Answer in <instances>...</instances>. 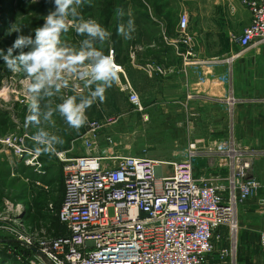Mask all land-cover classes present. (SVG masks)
<instances>
[{"label": "built area", "instance_id": "1", "mask_svg": "<svg viewBox=\"0 0 264 264\" xmlns=\"http://www.w3.org/2000/svg\"><path fill=\"white\" fill-rule=\"evenodd\" d=\"M244 5L251 23L234 37L239 52L225 58L194 59L190 17L181 15L179 35L188 45L182 55L184 67L192 69L200 84L212 83L215 74L208 70L216 68L225 69L219 78L228 84V69L250 50L264 46V0H245ZM77 81L76 85L82 82ZM127 90L130 104L143 111L140 96L130 86ZM94 140H83L87 156L64 160L65 195L59 218L68 235H42L35 241L20 234L19 240L35 246L53 264H252L239 260L238 212L263 186L249 176L251 164L233 140L220 141L215 148L230 160L231 173L207 179L195 175L200 151L196 142L175 156L180 158L163 161L125 156L115 145L100 150ZM16 154L27 165L41 168L32 148L23 145ZM165 167H171L169 174ZM224 237L227 245L218 249ZM260 246L264 248V233ZM26 262L44 264L37 257Z\"/></svg>", "mask_w": 264, "mask_h": 264}, {"label": "crops", "instance_id": "2", "mask_svg": "<svg viewBox=\"0 0 264 264\" xmlns=\"http://www.w3.org/2000/svg\"><path fill=\"white\" fill-rule=\"evenodd\" d=\"M89 1L93 2L85 0ZM244 1L143 0V3L138 2L137 9L131 0H100L96 5H88L86 11L87 15L91 12L88 19L97 21L111 33L104 42L103 51L108 54L113 49L116 63L123 68V72L119 73V82L106 91V100L103 103L97 101L93 105L96 108H104L106 105L118 108L113 124L122 119L131 123L133 115L122 113L119 109L123 98L125 103L130 104L127 90L130 86L140 96L143 111L148 112L142 117L149 124L174 122V117L179 113L185 114L191 124V138L200 147L195 175L201 179L220 175L225 177L231 173L230 160L216 152L215 148L219 141L239 139L241 157L251 164L249 176L263 186L257 196L239 209L240 241L258 244L264 233V46L250 50L228 69V84H223L219 78L225 72L224 68L209 69L215 76L210 77L212 83L207 85L199 83L191 68L185 69L182 55L188 45L183 43L179 35L180 17L187 13L190 17L188 35L194 59L225 58L239 52V47L234 44V37L241 35L251 23V13ZM109 2L112 6H109ZM108 8V14L111 15L102 16ZM118 9H123L122 17L117 14ZM129 19L134 21L135 31L131 39H124L117 35V28L120 24L126 26ZM157 67L164 72L159 73ZM79 88V91L74 90L75 95L88 94L83 82L79 84ZM226 98L231 99L230 106ZM54 116L60 115L54 113ZM87 118L86 124L79 130L70 128L65 122L48 130L64 141L63 144L56 145V155L63 163V174L52 178L36 174L47 187L40 192L54 195L58 187L57 179L63 178L65 182L64 160L88 155L83 147V140L104 139V128L107 126L97 120H90L89 115ZM113 132L116 135L122 133L117 126H114ZM132 132L133 129L128 130L129 147L143 145L150 138L160 140L159 144L170 146L171 150L160 156L165 157L164 160L169 155L173 157L174 146L189 143L186 142V134L179 140L170 142L150 134L141 138L139 134L137 140L133 138ZM100 143L99 141L97 145L101 149ZM92 154H97V151ZM134 155L145 156L137 153ZM55 161L59 162L56 158ZM55 161L47 165L49 174L58 165ZM39 193L34 192L32 199ZM49 207L52 208V203H49ZM222 232L225 236L226 230L223 229ZM225 244L224 237L218 249Z\"/></svg>", "mask_w": 264, "mask_h": 264}, {"label": "rangeland", "instance_id": "3", "mask_svg": "<svg viewBox=\"0 0 264 264\" xmlns=\"http://www.w3.org/2000/svg\"><path fill=\"white\" fill-rule=\"evenodd\" d=\"M131 1L133 4H136L135 6L139 4L138 2L143 3V0ZM98 2H100V0L84 2L78 8V18L76 20L70 18V22H78L80 18L87 20V16H91V12L87 15L86 8H88V5L90 7L91 5H96ZM2 7H4L5 11L2 10ZM137 9H139L138 6ZM54 10V0H0V49L1 46L5 48V50L11 47L19 35L31 36L34 39V33H27L25 26L28 23L34 24L36 28L43 26L45 23L44 17ZM141 16L144 18V13H142ZM17 30L20 31L17 32ZM74 32V27H70L67 33L62 34V40L70 41L72 39L71 35ZM21 51L27 52L29 48L14 49L13 56L19 55ZM76 83L79 82L75 76L71 77L68 87L62 89L61 93L57 94L55 97L62 102L61 96L75 95L74 90L76 86L79 85H76ZM27 85L28 78L26 74L23 71L16 73L11 72L2 58H0V264H27L26 261L30 258L33 260L36 259V257L40 259L35 251L30 249L17 237L20 234L30 235L37 241L39 240V236L47 235L44 229L41 231L45 233H42L41 231L33 230L27 225L24 219V215H26L25 209H27L28 203L31 201L34 192L39 193L42 189L47 188L37 175H49L52 178L63 174V168L61 166L63 163L59 160L56 153L54 154L56 157L52 154H39L37 159L42 165L39 170H36L34 166L27 165L26 160L24 158H19L16 154L18 148L23 145L32 148L34 151L36 147L31 137L35 134L37 128L31 125L25 126L26 117L30 114V100L27 94ZM120 97L123 96L121 95ZM119 109L122 113L133 115L131 123L128 122L127 119H122L113 124L114 119L117 117L118 108H113L110 105H106L104 108H96V106L92 105L87 109L86 113L89 115L90 120H97L107 126L104 128V139L102 141L94 140L98 142L97 144H99V141L101 142V149L115 145L116 149L125 156H135L134 154L137 153L148 156L151 159L174 161L180 158V156L175 158L179 152L184 151L190 143L196 142L191 138V124L185 114L179 113L174 117V122H152L149 124L148 120L142 117L148 114V112H136V109L131 104L124 102V98L121 108ZM53 120L55 126L59 124L62 125L65 122L61 116H54ZM114 126H117L122 133L116 135L113 132ZM45 127L47 130L53 128L47 125H45ZM130 129H133V138H137V140H139V134L140 138L141 136H148V134H150L152 136L161 137L163 138L162 140L165 138L167 141L172 142L173 140H179L182 135L186 134L185 136H188V141L186 142L189 143H184L182 146H174L173 157L169 155V158H167L170 160H164L165 157L160 156L170 151V146L159 144L160 140L150 138L143 145L138 144L137 147H129L128 130ZM135 130H137V132H135ZM136 134H138V136ZM9 141L12 142V145H9ZM227 141H231V138H228ZM233 141L237 149L241 150L239 139ZM55 158L58 159L60 163L55 161ZM54 161L58 163V165L56 164L54 170L49 174L47 165L49 163L53 164ZM170 172L171 167H165V173L169 174ZM258 193L255 196H257ZM240 237L241 235H239V260L252 264H264V248L260 246V238L258 244H256L254 242L242 243ZM10 240H17L24 244L11 243ZM13 244L18 245V247ZM225 245H227V243ZM32 247L36 248L35 246ZM25 249H27L28 252L25 251ZM6 260H8V262Z\"/></svg>", "mask_w": 264, "mask_h": 264}, {"label": "clouds", "instance_id": "4", "mask_svg": "<svg viewBox=\"0 0 264 264\" xmlns=\"http://www.w3.org/2000/svg\"><path fill=\"white\" fill-rule=\"evenodd\" d=\"M85 0H54L55 10L44 17L43 26L35 29V38L19 35L5 54L0 49V58L7 68L13 72L23 71L28 78L27 94L30 100L29 115L25 126H35L37 131L31 139L36 145L37 155L57 153L56 145L63 144L61 137L47 130L54 127V113H58L72 129L79 130L87 122L86 111L95 102L106 100V91L119 82L120 66L114 54L109 50L105 54L95 45H101L109 39V33L93 19H78L70 22V18H78V8ZM117 14L123 16V9ZM74 27L76 33L86 36L75 48L62 42L61 36ZM20 30H17L19 32ZM135 31L132 19L127 25L120 24L117 35L131 39ZM29 48L13 56L14 49ZM75 76L88 89L87 95L61 96L62 102L52 106V97L68 87L69 80Z\"/></svg>", "mask_w": 264, "mask_h": 264}, {"label": "trees", "instance_id": "5", "mask_svg": "<svg viewBox=\"0 0 264 264\" xmlns=\"http://www.w3.org/2000/svg\"><path fill=\"white\" fill-rule=\"evenodd\" d=\"M109 6H112L111 2H109ZM110 8L107 9V11L102 13V16H109L111 14H108ZM2 10H4V7H2ZM110 12V11H109ZM27 33H34L35 38V25L28 23L26 26ZM70 41H64L62 42L66 43L69 46L79 48L80 42L87 38L86 36H81L76 33H72ZM98 49L104 50L105 43L102 45L100 43H96L95 45ZM1 49H4V52L6 54L7 49L3 48L1 46ZM105 53V51H103ZM106 54V53H105ZM52 106L59 104V100L56 97H52ZM58 187L56 191H54V195L50 194V192L46 194V192H40L37 194L31 202L28 203V207L26 209V215H24V219L28 226H30L33 230H42L44 229L46 234L48 236L52 237H64L68 235L67 227L61 223L59 218V212L61 210L64 195H65V182L63 178L57 179ZM48 183V182H47ZM48 184H51L49 182ZM49 203H52V208L49 207ZM18 247V245L13 244ZM25 251L28 252L27 249ZM8 262V260H6Z\"/></svg>", "mask_w": 264, "mask_h": 264}, {"label": "water", "instance_id": "6", "mask_svg": "<svg viewBox=\"0 0 264 264\" xmlns=\"http://www.w3.org/2000/svg\"><path fill=\"white\" fill-rule=\"evenodd\" d=\"M11 243H19V244H24L23 242L17 241V240H10ZM30 249L36 252L38 257L41 259V261L44 264H53L42 252H40L38 249L33 248L32 246H29Z\"/></svg>", "mask_w": 264, "mask_h": 264}]
</instances>
